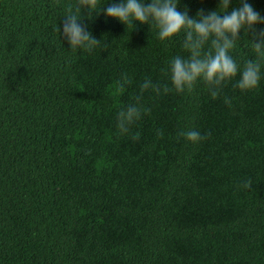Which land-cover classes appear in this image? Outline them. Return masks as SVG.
I'll return each mask as SVG.
<instances>
[{"label": "trees", "instance_id": "trees-1", "mask_svg": "<svg viewBox=\"0 0 264 264\" xmlns=\"http://www.w3.org/2000/svg\"><path fill=\"white\" fill-rule=\"evenodd\" d=\"M122 2L83 11L101 41L88 53L62 35L77 0H0V264H264V60L247 92L239 75L215 100L202 81L144 92L150 111L121 135L140 84L171 88L169 62L188 55L183 32L161 41L155 26L105 16ZM247 3L264 17V0ZM218 6L177 7L194 18ZM251 38L242 30L230 51L241 68L256 59ZM189 129L207 139L178 136Z\"/></svg>", "mask_w": 264, "mask_h": 264}, {"label": "clouds", "instance_id": "clouds-1", "mask_svg": "<svg viewBox=\"0 0 264 264\" xmlns=\"http://www.w3.org/2000/svg\"><path fill=\"white\" fill-rule=\"evenodd\" d=\"M180 0H150L145 5L144 0H123L120 4L113 3L107 7L104 13L106 17L119 20L124 25L135 27L136 22L144 25L155 26L158 30V38L167 41L181 32L184 33L182 47L187 51V57L176 56L169 62L171 88L165 84L154 83L146 78L140 84V94L136 96L135 103L129 104L117 115L116 127L121 135L127 134L133 124L139 121L150 109L143 107L141 101L146 91L160 95L175 90L176 93L191 91L198 81H202L207 87L212 99H217L226 82L231 81L237 75L239 80L236 87L241 92H247L258 87L261 80V60H264V29L257 31L255 25L264 24V17L254 10L247 0H241L239 8H233L229 13L231 0H219L217 10L207 14L198 10L194 18H190L187 8L178 10ZM99 0H77L75 10L70 5L64 15L62 35L67 39L71 50H83L92 53L101 45L91 32L87 31V25H81L82 13L87 10L89 18L92 13L99 14ZM251 33L252 48L256 59H248L243 67L230 55L236 41L240 39V33ZM61 35V29L57 26ZM130 83V81H128ZM125 82L117 85V91L123 93ZM226 104L230 101L225 97ZM158 135H162L158 133ZM187 141L196 144L207 135L202 136L198 130L189 129L178 133ZM139 139L137 133L132 137ZM252 182L244 183V188H251Z\"/></svg>", "mask_w": 264, "mask_h": 264}]
</instances>
